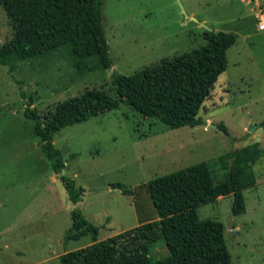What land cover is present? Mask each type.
I'll use <instances>...</instances> for the list:
<instances>
[{
  "label": "rangeland",
  "instance_id": "1",
  "mask_svg": "<svg viewBox=\"0 0 264 264\" xmlns=\"http://www.w3.org/2000/svg\"><path fill=\"white\" fill-rule=\"evenodd\" d=\"M257 3L264 0H102L110 68L100 69L95 58L78 62L68 46L16 61L12 71L0 63V264H59V255L92 242L90 234L65 241L73 208L98 227V240L105 239L157 219L150 179L253 142L264 146L262 126L250 130L264 119V30L256 27ZM206 26L237 38L227 50L226 70L198 111L205 125L171 127L120 102L56 131L53 144L65 167L53 170L34 120L24 114L28 104L43 116L87 88L113 94L114 71L129 75L196 48L205 43ZM11 33L0 5V44ZM209 121L222 123L227 133ZM252 169L256 183L241 191L243 213L232 212V195L196 207L199 219L223 226L231 264H264V155ZM213 170L221 179L224 171L216 163ZM61 174L83 188L77 204ZM114 182L130 193L112 187ZM149 254L154 260L168 255L162 238Z\"/></svg>",
  "mask_w": 264,
  "mask_h": 264
},
{
  "label": "trees",
  "instance_id": "2",
  "mask_svg": "<svg viewBox=\"0 0 264 264\" xmlns=\"http://www.w3.org/2000/svg\"><path fill=\"white\" fill-rule=\"evenodd\" d=\"M12 33L0 44V63L14 70V62L48 55L68 46L80 63L95 58L100 69L113 65L105 36L102 0H0ZM233 32L204 30L205 43L173 57L161 58L132 74L113 72V94L98 88L58 102L43 116L31 103L24 110L34 120L41 149L59 173L64 167L53 136L60 128L116 108L120 102L143 117L155 118L171 127L206 124L197 116L220 74L227 68V50L236 41ZM264 129V119L261 121ZM227 133L222 123H217ZM264 155L259 142L228 151L211 162L184 166L147 182L157 219L140 223L98 240V227L79 208L71 210L72 223L65 241L90 234L92 242L59 255V264H231L223 226L201 220L196 207L218 196L232 195V212L245 211L242 190L256 183L252 166ZM224 171L217 179L213 164ZM60 180L73 204L83 188L65 174ZM124 194L120 182L111 184ZM159 238L168 255L152 259L150 246Z\"/></svg>",
  "mask_w": 264,
  "mask_h": 264
},
{
  "label": "built area",
  "instance_id": "3",
  "mask_svg": "<svg viewBox=\"0 0 264 264\" xmlns=\"http://www.w3.org/2000/svg\"><path fill=\"white\" fill-rule=\"evenodd\" d=\"M257 12L255 17L257 19L256 27L259 30H264V5L256 4Z\"/></svg>",
  "mask_w": 264,
  "mask_h": 264
},
{
  "label": "water",
  "instance_id": "4",
  "mask_svg": "<svg viewBox=\"0 0 264 264\" xmlns=\"http://www.w3.org/2000/svg\"><path fill=\"white\" fill-rule=\"evenodd\" d=\"M191 18H193V17H191ZM193 19H194V18H193ZM202 25H204V24H202ZM204 26H205V25H204ZM206 30H209V31H210V29L207 28V26H206ZM209 125H210L212 128H214V129H216V130H218V131L224 133V131H223L220 127H218L217 124L210 123ZM257 126H262V124L255 125V126L252 127L250 130L253 131L254 128H256Z\"/></svg>",
  "mask_w": 264,
  "mask_h": 264
},
{
  "label": "crops",
  "instance_id": "5",
  "mask_svg": "<svg viewBox=\"0 0 264 264\" xmlns=\"http://www.w3.org/2000/svg\"><path fill=\"white\" fill-rule=\"evenodd\" d=\"M258 4V3H257ZM256 14V13H255ZM209 124H210V121H209ZM263 128V127H262ZM264 130V129H263ZM263 139H264V135H263V137H262V142H263ZM262 145H263V143H262ZM263 148H264V146H263Z\"/></svg>",
  "mask_w": 264,
  "mask_h": 264
}]
</instances>
